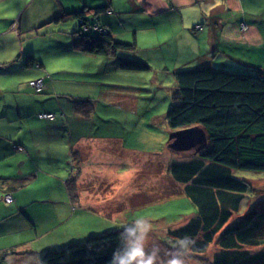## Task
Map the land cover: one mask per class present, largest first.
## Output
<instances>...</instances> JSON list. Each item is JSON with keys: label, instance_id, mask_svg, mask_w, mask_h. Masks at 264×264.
<instances>
[{"label": "crops", "instance_id": "obj_1", "mask_svg": "<svg viewBox=\"0 0 264 264\" xmlns=\"http://www.w3.org/2000/svg\"><path fill=\"white\" fill-rule=\"evenodd\" d=\"M86 6L109 8L92 24L105 26L104 31L118 42H136V51L123 52L118 58L136 59L150 67L158 64L166 70L174 56L182 70L209 66L241 75L264 70V0H0V186L24 184L12 192L11 205L3 200V195L9 193L1 192L4 188L0 187V254L12 248L23 252L0 259V264H41V254L46 250L129 226L119 225L124 208L128 212L137 198L152 193L135 187L131 193L116 192V197L111 198L115 192L113 177L108 179L105 172V176L99 173L98 186H91L96 183V171L88 170L84 159L89 158L91 150L98 151L94 137L101 139L99 151L127 158L129 155L119 151L129 150L122 136L115 139L108 132L83 134L80 129H91L97 124L99 107L95 100L107 101L113 107L106 114L108 127L128 124L131 114L137 112V104L131 102L127 88L122 87V75L141 77L137 75L142 72L121 70L117 58L83 55L75 50L71 34L79 28V22L58 24L53 20ZM243 24L246 31H242ZM146 38H155V42L146 43ZM57 48H64L69 54L64 59L73 60L79 67L92 61L90 68L95 73L98 70L105 74L113 69L119 79L111 81V88L96 97L62 92L58 86L81 83L70 77L56 79L53 74L47 75L49 55L56 53ZM30 56L33 60L27 65ZM40 79L45 83L41 95L35 94L31 85ZM172 86L175 93L176 82ZM78 101L93 104L90 117L76 112ZM42 113H55L57 119H41L38 115ZM60 130L69 131L66 142L64 138L49 136ZM48 148L57 151L58 156L42 157ZM46 162L58 163L60 172H49ZM71 170L80 172L76 174L75 199H71L67 186ZM121 174L120 170L115 173ZM156 176L161 187V167ZM171 181L175 188L179 187L172 178ZM181 191L182 187L180 194ZM173 243H167L168 247L177 250ZM147 256L152 264L163 262V254L150 252Z\"/></svg>", "mask_w": 264, "mask_h": 264}, {"label": "trees", "instance_id": "obj_2", "mask_svg": "<svg viewBox=\"0 0 264 264\" xmlns=\"http://www.w3.org/2000/svg\"><path fill=\"white\" fill-rule=\"evenodd\" d=\"M108 11L109 8H84L63 13L53 22H79V28L71 34L72 45L83 55L117 58L119 68L125 72L150 71L151 67L142 61L118 58L122 52L136 51V42H118L104 30L98 34L84 32L85 25L96 24L93 21ZM32 60L30 56L27 65ZM175 78L176 90L166 115L167 123L172 132L193 126L204 128L208 146L194 156L179 155L170 164L169 175L182 187V194L191 201L196 213L179 227H169L165 242H174L176 252L193 257L208 255L216 245L209 257L210 264H264V192L237 177L238 172L264 173V70L259 69L256 75H241L207 66L177 72ZM90 103L76 102V112L90 117L94 112ZM42 114H54L52 121L57 119L55 113ZM78 173L79 170H71L67 181L71 199L77 196ZM0 187L4 188L1 192L9 193L3 195V200L11 205L12 192L22 189L24 184ZM7 196L12 197L11 203L6 202ZM255 196L263 200L257 208L246 211V200ZM141 233L130 228L93 235L82 242L44 251L40 263L121 264L131 246L140 244ZM22 253L12 248L0 254V259Z\"/></svg>", "mask_w": 264, "mask_h": 264}, {"label": "rangeland", "instance_id": "obj_3", "mask_svg": "<svg viewBox=\"0 0 264 264\" xmlns=\"http://www.w3.org/2000/svg\"><path fill=\"white\" fill-rule=\"evenodd\" d=\"M82 1L85 3L88 0ZM85 9L90 10L92 8L86 6ZM91 16L93 15L91 14ZM74 21L76 20L66 23L70 24V22ZM99 27L100 24L91 25L90 23L85 25L83 30L85 33L98 34L99 31L96 28ZM87 28L88 31L86 30ZM198 28H200V26H198L197 29ZM247 29V26L243 24L242 31H246ZM188 36L192 40L194 39L193 36ZM64 38H67V36ZM154 42L155 38H146V43ZM183 50L184 48L180 51ZM44 55L47 56L48 54ZM68 56L69 54L64 48H57L56 53L50 54L48 58L49 71L47 75L53 74L51 76L56 79L70 77L73 82L79 81L81 83V85H73L77 84V82L70 85L65 84L58 86V89L62 92H73L76 95L89 93L88 95L96 97L104 92L103 90L107 91L111 88V81L119 79L118 75L113 73V69H109L110 72L105 74L98 70H96L95 73V70L90 68L92 61H86L87 65L83 62L81 67H79L73 60L64 59V57ZM181 68V63H179L174 56V59L169 65V70L157 64L151 67V69H154L153 71L143 72L137 75L141 77H134L133 74L127 73L123 74L122 76L124 77L121 79L123 83L122 87L127 88L128 95L131 97V102L137 104V112L131 114L132 116H130L128 124L124 123L120 127L112 128L105 124L107 121V112L113 110L109 102H104L102 100L95 102L96 100H91L95 103V106L97 104L99 107V115L95 118L97 124L91 129L89 126L84 127L86 130H83L81 127L80 131L83 134L88 133L90 135H98L100 133L106 134L108 132L110 137L114 135L115 139L122 136L129 151L119 152L124 155H129V157L123 158L118 155L113 156L111 152L106 150L99 151L98 146L101 139L94 137L93 142L97 145L98 151L93 152V150H91L88 153L89 158H85L84 161L88 170L96 171L93 174V176H97L96 183L94 184L93 182L91 186H98L99 173L101 172H103L104 176V172L107 173L109 175L108 179L113 177V188L115 192L114 195L110 196L111 198L116 197V192H118L119 195L121 193H131L133 192L132 189L135 187L152 191L149 197L137 198L136 205L129 207L130 210L128 212H126L124 208L121 214L123 221L119 223L120 226L129 225L119 229L137 228L142 232L140 244H142L145 252L143 259L146 260V258L149 257L147 256L148 253L155 252V254H163V262L161 264H169V261L174 256L183 258L185 264H210L209 257L215 252L216 245H213L208 255L203 257L194 255L195 257H193L187 254L183 256L176 253L177 250H171L165 242L168 240L167 227L176 228L196 213V209L191 201L185 194L179 193L180 187L175 188L176 186L174 183L172 184L171 178L168 177L170 176L169 169L171 162L179 158V155L170 152L167 148V142L172 130L167 123L166 115L173 104L174 91L172 87L174 86L172 85L176 82V79H174V72L192 70H182ZM163 73L165 74L163 75ZM255 73L256 72L253 74ZM43 84L45 89V83L43 82ZM43 91H34V93L41 95ZM68 135V130H60L59 132L49 134L51 137L64 138L65 142L68 139ZM56 153L57 151L48 148L44 150L42 157L50 159L53 155L58 156ZM58 153H60V151ZM122 161L127 164H122ZM46 163H48L47 169L49 172H60L59 168H57L58 163ZM159 167H161L163 175L162 182L158 180V182H161L159 184L161 187L158 186L156 176ZM37 169H39V167ZM119 170L122 171V174L120 176L115 175ZM33 171L35 172L36 169L34 168ZM42 173L43 169L40 170V174ZM237 177L245 179L251 183V185L254 183L255 186H259L257 188H262L264 192V173L238 172ZM154 179H156V183L153 182ZM160 188L163 189L160 190ZM262 200L263 199L259 196L248 198L245 202V210L248 211L253 207L257 208ZM172 246L175 247L176 245L172 244Z\"/></svg>", "mask_w": 264, "mask_h": 264}, {"label": "water", "instance_id": "obj_4", "mask_svg": "<svg viewBox=\"0 0 264 264\" xmlns=\"http://www.w3.org/2000/svg\"><path fill=\"white\" fill-rule=\"evenodd\" d=\"M208 146V136L204 128L193 126L170 133L167 148L174 154L194 156Z\"/></svg>", "mask_w": 264, "mask_h": 264}, {"label": "clouds", "instance_id": "obj_5", "mask_svg": "<svg viewBox=\"0 0 264 264\" xmlns=\"http://www.w3.org/2000/svg\"><path fill=\"white\" fill-rule=\"evenodd\" d=\"M144 256H145V252L142 244H133L126 258L121 261V264H152L151 260L143 259ZM169 264H185V260L183 258L174 256L169 261Z\"/></svg>", "mask_w": 264, "mask_h": 264}, {"label": "built area", "instance_id": "obj_6", "mask_svg": "<svg viewBox=\"0 0 264 264\" xmlns=\"http://www.w3.org/2000/svg\"><path fill=\"white\" fill-rule=\"evenodd\" d=\"M98 31H103V28H96ZM88 31V28L86 29ZM44 80L40 79L36 82H33L31 85L36 89L37 92H42L44 89V84H43ZM39 117L41 119H45V120H54L55 119V115L54 114H40ZM21 150V149H20ZM6 202L7 203H11L12 202V197L7 196L6 197Z\"/></svg>", "mask_w": 264, "mask_h": 264}, {"label": "bare ground", "instance_id": "obj_7", "mask_svg": "<svg viewBox=\"0 0 264 264\" xmlns=\"http://www.w3.org/2000/svg\"><path fill=\"white\" fill-rule=\"evenodd\" d=\"M101 28V27H100ZM101 31H99V33H100Z\"/></svg>", "mask_w": 264, "mask_h": 264}]
</instances>
